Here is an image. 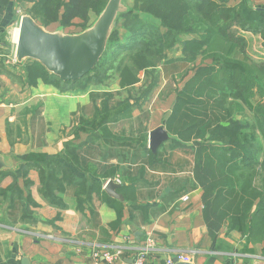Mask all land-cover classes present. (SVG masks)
I'll list each match as a JSON object with an SVG mask.
<instances>
[{"label":"trees","instance_id":"obj_1","mask_svg":"<svg viewBox=\"0 0 264 264\" xmlns=\"http://www.w3.org/2000/svg\"><path fill=\"white\" fill-rule=\"evenodd\" d=\"M108 1L0 0V6L12 8L16 19V2H27L31 4L29 14L43 26L57 22L67 28L79 20L85 30ZM245 32L264 36V29L246 20L240 8L216 0H132L119 13L105 52L88 74L63 81L40 61L29 59L24 65L25 79L30 85L42 80L65 90L101 84L115 75L120 89L130 90L142 81L141 72L156 74V67L175 61L191 64L193 73H186L183 84L175 90L171 111L164 120L171 135L170 147L192 143L193 175L203 191L202 213L209 236L216 240L225 228L226 234L238 231L247 244H258L264 241V60L248 53ZM5 34L0 41L10 48ZM179 46L182 56L171 57L170 51ZM158 83L156 75L135 102L129 97L114 106L112 94L105 93L102 107L95 108L91 119H81L75 136L84 131L116 138L109 123L131 118ZM148 152L150 164L161 160L159 149ZM60 155L63 161L44 153L28 154L23 165L24 188L16 173L8 169L3 173L11 175L13 181L0 190V195L10 199V207L16 201L22 203L23 219L37 218L31 209L38 204L31 193L34 182L30 177L36 170L41 191L51 204L64 208L62 193L73 184L79 210L91 204L97 194L117 211L113 225L118 226L123 204L104 190L106 180L116 175L117 168L101 171L97 164L84 162L79 145L72 140L65 142ZM71 167L82 176H76ZM119 190L128 200L137 199L135 179Z\"/></svg>","mask_w":264,"mask_h":264},{"label":"crops","instance_id":"obj_2","mask_svg":"<svg viewBox=\"0 0 264 264\" xmlns=\"http://www.w3.org/2000/svg\"><path fill=\"white\" fill-rule=\"evenodd\" d=\"M216 1L240 8L246 20L264 29V0ZM12 10L0 6V36L7 34L16 21ZM244 35L248 53L255 59L264 60V36L253 32ZM5 49L0 41V67L4 63L11 64ZM182 54L181 46L170 51L171 57ZM17 63L22 79L11 80L0 72V156L7 164L0 169V190L13 181L11 175L3 173L8 169L16 173L19 185L24 188V164L20 160L30 152H41L48 158L58 156L63 161L60 154L65 142L72 140L79 145L84 162L97 164L101 171L117 168L112 178L120 183L117 191L123 199H116L123 204V215L120 224L114 226L117 211L97 194L93 195L91 204L83 211L79 210L73 184L62 193L65 207L61 209L44 196L38 172L32 170L30 177L34 184L31 193L38 207L31 206V209L37 218L23 219L22 203L16 201L10 207V199L0 195V264H135L138 253L149 242L152 245L147 250L145 264H165L169 257L175 258L180 253L192 256L189 264H264V241L247 244L240 232L226 234L225 228L216 240L209 236L202 213L203 191L193 175L192 143L171 149L170 136L159 147L161 160L149 163L150 132L164 125L175 96L161 121L159 115L158 120H151L149 115L148 122L139 120V125L134 128V117L109 123L108 127L116 138L101 133L94 136L84 131H79L76 137L75 129L69 136L70 132L66 134L65 130L78 128L83 117H94L95 110L90 116L81 114L82 108H86L90 101V93H111L114 97V93L124 91L120 89L119 79L113 89L93 87L85 93L80 88L62 90L42 80L30 85L24 74L26 63ZM177 64L189 63L175 61L166 65ZM190 72L193 73L191 69ZM96 107L102 106L94 103L93 108ZM137 109L134 114H138ZM124 121L131 123L130 133H124L126 130L121 124ZM130 134L133 137H129ZM183 153H186L187 160L178 156ZM71 168L76 176H82L76 168ZM110 179L106 180L104 187ZM132 179H135L136 200H128L119 190L129 185ZM185 196L188 199H184ZM106 248H120L119 258L113 261L96 259L94 251Z\"/></svg>","mask_w":264,"mask_h":264},{"label":"water","instance_id":"obj_3","mask_svg":"<svg viewBox=\"0 0 264 264\" xmlns=\"http://www.w3.org/2000/svg\"><path fill=\"white\" fill-rule=\"evenodd\" d=\"M126 9L123 0H109L92 26L77 35L50 32L31 14H25L21 18L16 42L17 61L38 60L61 80H78L88 74L99 62L106 50L116 18ZM170 136L164 125L153 129L150 132L149 145L152 152L156 153ZM6 166L0 156V169ZM119 187L120 183L111 178L104 189L111 197L122 200L123 195L117 191ZM175 264L189 263L181 262L175 257Z\"/></svg>","mask_w":264,"mask_h":264},{"label":"rangeland","instance_id":"obj_4","mask_svg":"<svg viewBox=\"0 0 264 264\" xmlns=\"http://www.w3.org/2000/svg\"><path fill=\"white\" fill-rule=\"evenodd\" d=\"M123 3L125 6L130 5L132 3V0H123ZM29 6H31V4L27 3V2H23L21 4L16 2V9H15L16 21L14 24H12V26H10L8 33L5 34V35H7V38L4 37V40H6L7 42H10V44H11L10 48L7 47L5 49V51L7 52L6 55H8L10 58L11 64H7V63L2 64L0 67V72L3 73V75L8 76V78H10L11 80H15V81L20 80L19 78H21V79L23 78V74L20 75V69H18L16 67L17 66L16 64H18L17 58L15 56V52H16V29H18L20 27V22H21L22 16L25 14H29V12H28ZM116 20H117V18H116ZM79 22L80 21L77 20L73 25H71L70 27H67V28L61 27L60 24L57 22L52 23L49 26H44V27L46 30H48L50 32H61L62 34H65V35H77V34H80L84 31L79 26ZM174 53L175 52H173V54ZM28 60L29 59H25L24 61H22L21 64L27 63ZM191 68H192V65H189V64L188 65L187 64L186 65H183V64H177V65L161 64L155 68L156 74L150 72L146 75V74H144V72H141L140 77L142 78V82L138 86H136L135 88L130 89V90H124L122 92H117V93H114V92H116V91H114L113 93L115 94V96L112 97L111 103L114 106L121 99L129 98V97L133 98L132 102H135V100L138 98V96H141L143 94V91L146 88V86L154 80V77H156V75H158L159 76V83H158L157 88L155 89V92L152 94V96H150L149 99L143 100L142 103L140 104V106L137 107L138 109L136 111H138V114L133 113L132 117H134V118L132 120L133 121L132 124H133V128H134L136 125H139V120L141 121L142 119H144V122H148L149 115L151 116L150 117L151 120H154V119L158 120V119H156V118H158L157 115H159L160 117H162V116L164 117L167 110L171 107L172 100L175 96V90L183 84V82L185 80L184 79L185 76L188 75L186 73L190 72ZM110 74H112V73H110ZM191 74H192V72H190L189 75H191ZM116 77L114 75L112 78L107 79L105 82H102L101 84L100 83H98V84L97 83H91L87 87H85L84 89L81 88L82 90H84V91H82V93L89 91L93 87H96V88L108 87V88L113 89L114 86L116 85V82H117ZM16 83L18 84V82H16ZM78 87H76L75 89H79ZM104 98H105V93H100L98 91L90 93V101H88V105H86V108L85 107L82 108L81 114L83 113L87 116H90L93 113V110H95L93 108L94 103L97 105H99V104L102 105V100ZM139 99H142V98H139ZM163 117L159 118L160 119L159 121H161V119H163ZM121 124L124 125V131L126 130L124 133H126V132L130 133V131H128V130L130 128L131 123L129 124V121H124ZM118 128H120V124H119ZM74 129H76V127L72 128V129H70V127H69L67 130H65L66 134L70 132L69 136L73 135ZM131 136L133 137V135L130 134L129 137H131ZM30 153H32V152H30ZM36 153H41V152H36ZM186 153H188V152H186ZM186 153H183L182 155H178V156H180L182 160H187V159H185ZM20 162L22 164H24V160H20Z\"/></svg>","mask_w":264,"mask_h":264},{"label":"built area","instance_id":"obj_5","mask_svg":"<svg viewBox=\"0 0 264 264\" xmlns=\"http://www.w3.org/2000/svg\"><path fill=\"white\" fill-rule=\"evenodd\" d=\"M184 199H188V196H185ZM152 242H149L137 255L135 258V264H145V261L147 259V250L151 248ZM121 253L120 248H106L104 250H95L94 256L96 259H99L100 257L107 260V261H113L117 258H119V255ZM179 261L181 262H191L192 256L190 254L180 253L176 256ZM165 264H175V258L169 257Z\"/></svg>","mask_w":264,"mask_h":264},{"label":"bare ground","instance_id":"obj_6","mask_svg":"<svg viewBox=\"0 0 264 264\" xmlns=\"http://www.w3.org/2000/svg\"><path fill=\"white\" fill-rule=\"evenodd\" d=\"M18 36H19V28L16 29V42H17V40H18Z\"/></svg>","mask_w":264,"mask_h":264}]
</instances>
